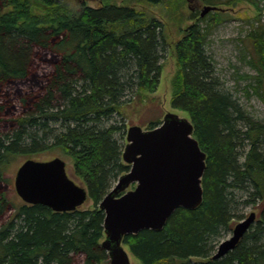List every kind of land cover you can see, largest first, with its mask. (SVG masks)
I'll return each mask as SVG.
<instances>
[{
	"label": "trees",
	"instance_id": "obj_1",
	"mask_svg": "<svg viewBox=\"0 0 264 264\" xmlns=\"http://www.w3.org/2000/svg\"><path fill=\"white\" fill-rule=\"evenodd\" d=\"M204 1L218 7L240 0ZM197 16L174 46L179 71L171 104L187 112L207 154L203 203L178 208L162 230L127 235L124 244L142 264H264V122L226 89L207 51L214 28L230 14ZM164 31L162 21L130 5H83L75 13L65 0H0V264L109 261L100 203L131 170L122 159L127 125L115 116L131 96L158 91ZM246 39L249 53L241 61L256 74L244 75L251 80L245 93L264 101V28L254 24ZM49 148L74 160L94 209L54 212L7 199L13 158ZM238 192L244 203H261L258 222L233 251L213 260L222 233L245 219Z\"/></svg>",
	"mask_w": 264,
	"mask_h": 264
},
{
	"label": "water",
	"instance_id": "obj_2",
	"mask_svg": "<svg viewBox=\"0 0 264 264\" xmlns=\"http://www.w3.org/2000/svg\"><path fill=\"white\" fill-rule=\"evenodd\" d=\"M218 10L206 6L201 17ZM126 140L122 159L131 170L100 203L106 214L101 246L110 264H131L124 244L127 235L162 230L178 208L196 209L204 199L207 154L195 137L189 116L169 112L154 129L132 126ZM15 187L25 203L47 206L54 212L76 211L89 199L88 188L70 177L67 162L59 157L27 160L17 171ZM256 221L257 214L252 212L236 224L232 236L219 245L212 259L233 251Z\"/></svg>",
	"mask_w": 264,
	"mask_h": 264
},
{
	"label": "rangeland",
	"instance_id": "obj_3",
	"mask_svg": "<svg viewBox=\"0 0 264 264\" xmlns=\"http://www.w3.org/2000/svg\"><path fill=\"white\" fill-rule=\"evenodd\" d=\"M65 2L69 4L70 9L75 13L80 11L83 5L90 7H102L108 4L130 5L154 15L165 25L164 44L166 49L161 58L163 71L158 91L155 93L143 92L141 97L137 99L131 96V102L128 101L125 105L121 106L119 113L115 116V121L126 123L127 130L132 126H140L144 130H150V127L154 123L162 122L169 112L179 114L182 117L189 116L187 112L174 109L171 104L175 89L174 80L179 71L174 46L183 37L182 30L184 31L199 18L197 16L196 19H193V15H201L204 8L211 6L210 4L204 0H181L175 4L164 2L161 5L136 3L129 0H65ZM218 8L226 10L231 17L226 18L214 28L210 36L207 51L215 61L217 73L226 89L240 101L250 116L264 122L263 99L255 94L247 96L245 93V90L249 88L251 80H248L244 75H255L256 72L247 63L241 61V57L244 56L245 52L249 53L246 50L248 43L246 37L251 29H253V25L255 24L256 27L264 28V0H240L236 6L219 5ZM40 69H46V66L42 65ZM125 143H127V140H125ZM58 157L67 162V170L70 177L78 183L85 185L84 181L77 178L74 174V160L60 148H49L42 152L17 155L13 158L6 171V178L9 180V188L6 193L7 199L15 206L25 203L18 195L15 187L17 171L22 164L30 159L49 161ZM133 188L131 187L130 189ZM244 198L245 196L241 192H238V200L240 201L238 212L245 213V218L252 212H255L257 214V223L261 213V203L258 201L244 203ZM81 209H94V202L88 200ZM239 222H234L230 231L222 233L218 241L219 245L232 236L233 229ZM126 249L130 254L131 264H142L127 247ZM195 261L206 260L196 258ZM105 264H110V261H107Z\"/></svg>",
	"mask_w": 264,
	"mask_h": 264
}]
</instances>
